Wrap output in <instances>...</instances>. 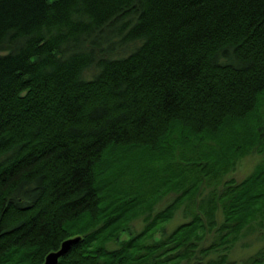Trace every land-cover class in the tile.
<instances>
[{"label": "trees", "instance_id": "trees-1", "mask_svg": "<svg viewBox=\"0 0 264 264\" xmlns=\"http://www.w3.org/2000/svg\"><path fill=\"white\" fill-rule=\"evenodd\" d=\"M0 51V264L74 237L58 264H227L264 240V0H0Z\"/></svg>", "mask_w": 264, "mask_h": 264}, {"label": "rangeland", "instance_id": "rangeland-1", "mask_svg": "<svg viewBox=\"0 0 264 264\" xmlns=\"http://www.w3.org/2000/svg\"><path fill=\"white\" fill-rule=\"evenodd\" d=\"M0 53H4V51H0ZM262 158V155L256 153L243 157L238 162L234 173H231L226 179L231 178L238 182L241 181L254 170V168L262 161ZM171 199L172 197L165 199L157 206V209L163 208ZM183 221L184 219L181 214L178 213L172 222L166 226V231H172L176 226L183 223ZM131 226L136 232L141 231L143 227L142 223L139 221L133 222V225ZM250 234L243 237L230 251L225 253L228 260L227 264H264V240L259 238V233ZM216 256V254L211 255L209 256V259H214Z\"/></svg>", "mask_w": 264, "mask_h": 264}, {"label": "water", "instance_id": "water-1", "mask_svg": "<svg viewBox=\"0 0 264 264\" xmlns=\"http://www.w3.org/2000/svg\"><path fill=\"white\" fill-rule=\"evenodd\" d=\"M5 53L6 52L0 53V55H3ZM80 241V237H74L65 240L64 242H62L60 248L57 251L51 252L45 257L44 264H58L59 259L64 257L65 254L70 250V248L78 244Z\"/></svg>", "mask_w": 264, "mask_h": 264}]
</instances>
